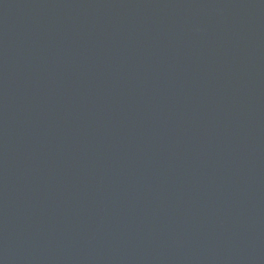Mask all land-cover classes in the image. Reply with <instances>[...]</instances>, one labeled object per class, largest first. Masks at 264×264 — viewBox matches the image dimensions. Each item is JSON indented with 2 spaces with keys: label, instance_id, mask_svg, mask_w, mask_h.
Returning a JSON list of instances; mask_svg holds the SVG:
<instances>
[{
  "label": "water",
  "instance_id": "1",
  "mask_svg": "<svg viewBox=\"0 0 264 264\" xmlns=\"http://www.w3.org/2000/svg\"><path fill=\"white\" fill-rule=\"evenodd\" d=\"M0 264H264V0H0Z\"/></svg>",
  "mask_w": 264,
  "mask_h": 264
}]
</instances>
